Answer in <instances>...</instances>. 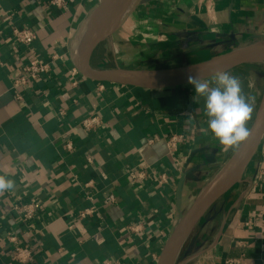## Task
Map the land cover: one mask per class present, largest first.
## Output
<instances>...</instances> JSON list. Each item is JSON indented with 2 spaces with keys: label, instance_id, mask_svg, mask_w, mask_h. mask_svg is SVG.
I'll return each mask as SVG.
<instances>
[{
  "label": "crops",
  "instance_id": "0c3cea01",
  "mask_svg": "<svg viewBox=\"0 0 264 264\" xmlns=\"http://www.w3.org/2000/svg\"><path fill=\"white\" fill-rule=\"evenodd\" d=\"M101 1L65 0L58 8L49 0H0V175L15 182L0 193V264H19L9 236L31 246L33 260L25 264H156L194 196L234 150L208 130L205 99L189 83L144 89L69 74L71 50ZM9 13L11 23L35 31L32 43L11 38ZM257 35L264 39V0H137L123 25L93 50L90 65L183 66L246 46ZM54 51L63 58L22 87L16 101L11 82L22 65L32 53L47 58ZM243 66L264 72V63L231 71L257 75ZM216 78L204 81L215 86ZM247 87L255 112L264 83ZM88 115L100 119L94 128L81 125ZM169 132L184 134L180 172L167 154ZM143 165L149 178L131 182L128 170ZM161 172L164 186L155 182ZM108 193L115 203L103 202ZM219 200L176 264H264V135L241 181ZM18 201L36 204L31 220L12 210ZM86 208L93 212L77 219Z\"/></svg>",
  "mask_w": 264,
  "mask_h": 264
},
{
  "label": "water",
  "instance_id": "95a60500",
  "mask_svg": "<svg viewBox=\"0 0 264 264\" xmlns=\"http://www.w3.org/2000/svg\"><path fill=\"white\" fill-rule=\"evenodd\" d=\"M136 3L137 0H102L92 13L70 54L71 63L83 78L144 89H163L188 84L190 75L205 80L243 64L264 63V39L257 35L246 46L183 66L153 69L92 67L90 56L93 50L123 25ZM249 128L250 137L239 149L233 150L219 170L194 196L165 240L156 264H176L178 254L194 227L217 200L241 181L243 172L264 135V87ZM183 182L184 176L177 185V200L180 198Z\"/></svg>",
  "mask_w": 264,
  "mask_h": 264
},
{
  "label": "built area",
  "instance_id": "2783aa9c",
  "mask_svg": "<svg viewBox=\"0 0 264 264\" xmlns=\"http://www.w3.org/2000/svg\"><path fill=\"white\" fill-rule=\"evenodd\" d=\"M49 3L55 5L56 7H62L65 0H49ZM11 14L5 16V20L10 23V36L18 44L27 46L32 43L36 38V33L34 30L28 27L16 26L11 23ZM63 55L57 53L56 51L50 53L49 57H40L32 53V56L22 65L20 75L14 77L11 82V89L13 91V97L16 101H21L23 99L21 88L27 85L30 81L38 80L39 78L47 75L51 71V62L53 60L62 59ZM68 72L71 76L75 77L78 74L77 69L74 66L69 67ZM73 84L76 82L73 81ZM100 119L97 115H88L84 117L81 121V125L86 129L94 128ZM184 142V134L169 132L166 139L165 145L167 149V154L172 158L174 169L180 172L184 163L185 155L179 149V145ZM66 147L70 148V142L66 143ZM89 162L90 158L87 159ZM129 179L131 182H139L141 180H147L149 178L147 172V166H136L128 170ZM155 182L158 186H164L168 183L167 174L161 172L156 175ZM104 203L112 204L116 202V197L113 193H108L104 200ZM12 210L20 217L22 221L31 220L37 210V206L31 201H18L12 206ZM93 212L92 208H86L80 210L76 218L82 219L85 216L90 215ZM8 239L13 243V254L12 259L14 262L19 264H25L33 260V251L30 245L18 243L15 236H9ZM102 264H124L119 260L107 259L103 261Z\"/></svg>",
  "mask_w": 264,
  "mask_h": 264
},
{
  "label": "clouds",
  "instance_id": "9594fccd",
  "mask_svg": "<svg viewBox=\"0 0 264 264\" xmlns=\"http://www.w3.org/2000/svg\"><path fill=\"white\" fill-rule=\"evenodd\" d=\"M188 83L193 86L195 97L205 99L208 130L226 149H239L251 135L247 123L253 113L252 105L243 94L240 80L228 72H221L213 82L215 86L191 75ZM14 187V180L0 175V193Z\"/></svg>",
  "mask_w": 264,
  "mask_h": 264
},
{
  "label": "rangeland",
  "instance_id": "374dc122",
  "mask_svg": "<svg viewBox=\"0 0 264 264\" xmlns=\"http://www.w3.org/2000/svg\"><path fill=\"white\" fill-rule=\"evenodd\" d=\"M244 68L246 67V68H248L249 69V71H256V73H257V75L255 74L254 75V73L251 75V74H248V75H246V76H243L242 75V77H237V76H239L238 74H239V71H240V69H243V68H240V69H237V70H234V71H229L228 73H230L231 75H234V76H236L237 78H239L240 79V82H241V86H242V91H243V94L245 95V97L247 98V100H248V102L250 103V101H249V97L247 96V91L246 90H248L247 88V83H251V82H254V80H257L258 81V83L259 84H261V83H264V72L263 73H261V72H258L259 70H258V68L256 67H248V66H243ZM239 70V71H238ZM206 81H210V80H206ZM253 109H254V107H253ZM253 115H254V110H253V113H252V118H253ZM252 118H251V120L250 121H248V123H247V126L249 127V125H250V123H251V121H252ZM219 203H220V200H217L214 204H213V208L211 207L207 212H206V217H208L207 215H210L213 211H215V210H213V209H216L217 208V206L219 205ZM220 214L218 213V216H219ZM221 216V215H220ZM198 228H197V225L194 227V229L191 231V233H190V235L188 236V238H187V240L185 241V243H184V245H187L188 243H189V238L191 239V237H194V235L198 232Z\"/></svg>",
  "mask_w": 264,
  "mask_h": 264
}]
</instances>
